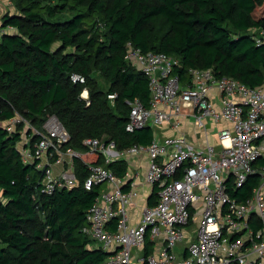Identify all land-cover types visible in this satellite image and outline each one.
I'll list each match as a JSON object with an SVG mask.
<instances>
[{
	"label": "trees",
	"instance_id": "obj_1",
	"mask_svg": "<svg viewBox=\"0 0 264 264\" xmlns=\"http://www.w3.org/2000/svg\"><path fill=\"white\" fill-rule=\"evenodd\" d=\"M0 21V264H104L109 254L93 248L82 232L100 186L84 188L89 165L74 160L78 188L39 193L42 172L27 164L19 132L1 125L17 114L41 127L56 116L70 135L66 148L87 151L85 140L115 142L119 150L149 145L154 129L133 133L127 101L151 106L149 80L126 60L128 43L143 53L181 61L182 83L190 69H213L249 87L264 85V0H11ZM259 10H263L258 16ZM86 78L73 83L71 76ZM100 79L107 87L103 88ZM87 90L90 106L82 98ZM109 94L117 95L111 101ZM19 126L18 129H21ZM125 178L128 162H95ZM252 177L233 197L248 199ZM130 185L123 190L127 192ZM157 199L156 189L152 195ZM154 198L149 205L154 206ZM156 205V202H155ZM259 229V227H256ZM145 255L153 247L147 243Z\"/></svg>",
	"mask_w": 264,
	"mask_h": 264
},
{
	"label": "built area",
	"instance_id": "obj_2",
	"mask_svg": "<svg viewBox=\"0 0 264 264\" xmlns=\"http://www.w3.org/2000/svg\"><path fill=\"white\" fill-rule=\"evenodd\" d=\"M259 34L260 38H253L261 45L264 31ZM125 58L148 77L152 94L149 108L139 100L127 101L129 132L146 126L178 131L184 117L191 116L197 130L208 134L210 127L218 128L217 145L199 150L185 134H178L119 150L115 142L93 138L84 141L87 151L79 153L65 147L70 135L56 116L36 128L17 114L11 123L1 125L10 133H20L23 162L38 163L43 174L39 193L53 195L78 188L81 182L75 171H55V165L69 159L85 161L102 155L111 163L147 153L145 179L158 197L156 205L142 209L141 221L135 225L130 224L128 208L139 197L138 174L118 178L102 165L87 163L85 190L105 184L112 187L110 192L100 191L82 229L98 244L96 248L109 254L104 264H264V85L253 88L231 77L221 78L212 68L190 69L189 80L182 83L175 74L182 67L179 59L143 53L132 43ZM71 79L74 84L86 83L79 74ZM214 92L216 102L211 99ZM82 98L90 106L86 89ZM108 98L113 101L117 95ZM252 177L258 182L248 199L233 197L232 191ZM147 243L154 248L148 256L144 253Z\"/></svg>",
	"mask_w": 264,
	"mask_h": 264
},
{
	"label": "crops",
	"instance_id": "obj_3",
	"mask_svg": "<svg viewBox=\"0 0 264 264\" xmlns=\"http://www.w3.org/2000/svg\"><path fill=\"white\" fill-rule=\"evenodd\" d=\"M6 5H8L6 2L4 3L2 0H0V21L1 18L5 15L7 12H12L14 9H6ZM211 99L216 102L218 99V95L216 92L212 94ZM183 125L178 131L172 130L170 127H162L159 130L154 131V139H162L163 137L167 136H177L178 134H185L188 138L189 142L195 146V148L199 150H203L207 147V145H217V127H210L208 134H206L204 131L197 130L196 127H194V119L193 117L185 116L183 120ZM225 126V124H223ZM153 139V140H154ZM88 159V160H87ZM98 160V157H87L85 159V163H94ZM126 162H128V175L138 174V180L136 181L137 186L136 190L139 192V197L136 198L133 203L128 208V213H130V224H138L141 221L142 218V209L149 205V202L151 199L154 198L152 195L153 189L147 184L145 179L146 171L149 167L148 162V155L147 153L138 155V156H132L129 157ZM63 169H69L75 171V164L70 159L66 161L65 163H60L55 165V171L60 172ZM100 187V191H106L110 192L112 190L111 186H108L105 189H102ZM155 202H157V199L154 198V205ZM153 206V205H152ZM152 246V245H151ZM154 249V248H153ZM147 250V248H146ZM153 251V250H152ZM146 252V251H145ZM144 252V253H145Z\"/></svg>",
	"mask_w": 264,
	"mask_h": 264
},
{
	"label": "rangeland",
	"instance_id": "obj_4",
	"mask_svg": "<svg viewBox=\"0 0 264 264\" xmlns=\"http://www.w3.org/2000/svg\"><path fill=\"white\" fill-rule=\"evenodd\" d=\"M4 3L6 2L8 5H6V9H14L13 8V6H12V2H11V0H2ZM263 12V10H259V12H258V16H260L261 15V13ZM249 34L251 35V36H253V37H258V38H260V34L258 33V32H256V31H251V32H249ZM100 83H101V85H102V87L103 88H105V87H107V84L103 81V80H101L100 79ZM82 94H83V92H82ZM81 94V95H82ZM86 95V94H85ZM86 96H88V95H86ZM90 96V95H89ZM12 121L10 120L8 123H11ZM8 123L6 124V125H8ZM30 123H32V122H30ZM33 124V123H32ZM34 125V124H33ZM36 128H40L39 126H36V125H34ZM76 151V150H75ZM77 151H79V150H77ZM86 152V151H85ZM79 153H82V151H79ZM88 160V159H87ZM108 187V185L107 184H105L104 186H103V188L102 189H105V188H107ZM93 246L96 248L97 246H98V244L96 243V244H93Z\"/></svg>",
	"mask_w": 264,
	"mask_h": 264
},
{
	"label": "clouds",
	"instance_id": "obj_5",
	"mask_svg": "<svg viewBox=\"0 0 264 264\" xmlns=\"http://www.w3.org/2000/svg\"><path fill=\"white\" fill-rule=\"evenodd\" d=\"M89 94V93H88Z\"/></svg>",
	"mask_w": 264,
	"mask_h": 264
}]
</instances>
